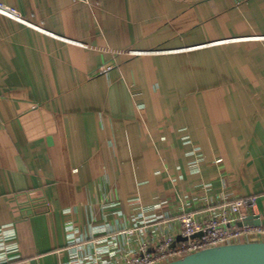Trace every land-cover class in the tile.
<instances>
[{
    "label": "crops",
    "instance_id": "obj_1",
    "mask_svg": "<svg viewBox=\"0 0 264 264\" xmlns=\"http://www.w3.org/2000/svg\"><path fill=\"white\" fill-rule=\"evenodd\" d=\"M0 3V264H126L225 200L264 218V0Z\"/></svg>",
    "mask_w": 264,
    "mask_h": 264
},
{
    "label": "built area",
    "instance_id": "obj_2",
    "mask_svg": "<svg viewBox=\"0 0 264 264\" xmlns=\"http://www.w3.org/2000/svg\"><path fill=\"white\" fill-rule=\"evenodd\" d=\"M0 14L22 21L14 9L2 3H0ZM257 207V197L250 196L234 201H223L213 211L211 210L212 217L208 218L202 219L192 212H184L179 221L185 241L172 246L169 239H164L155 253L148 252L147 244H143L140 248L142 254L128 257L126 264H167L204 249L262 242L264 241V218L261 217L260 226H239V223L247 217L256 215ZM132 232L129 231V233ZM197 234L202 236L193 238ZM6 255V252L0 253V259H5Z\"/></svg>",
    "mask_w": 264,
    "mask_h": 264
},
{
    "label": "water",
    "instance_id": "obj_3",
    "mask_svg": "<svg viewBox=\"0 0 264 264\" xmlns=\"http://www.w3.org/2000/svg\"><path fill=\"white\" fill-rule=\"evenodd\" d=\"M261 215L247 217L239 226H260ZM197 234L195 237H201ZM167 264H264V241L204 249Z\"/></svg>",
    "mask_w": 264,
    "mask_h": 264
},
{
    "label": "rangeland",
    "instance_id": "obj_4",
    "mask_svg": "<svg viewBox=\"0 0 264 264\" xmlns=\"http://www.w3.org/2000/svg\"><path fill=\"white\" fill-rule=\"evenodd\" d=\"M180 1V0H177ZM183 1H190V3H195L197 0H183Z\"/></svg>",
    "mask_w": 264,
    "mask_h": 264
}]
</instances>
